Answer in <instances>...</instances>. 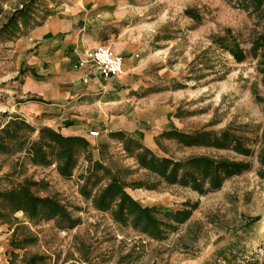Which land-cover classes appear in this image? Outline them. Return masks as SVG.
<instances>
[{"label":"rangeland","instance_id":"obj_1","mask_svg":"<svg viewBox=\"0 0 264 264\" xmlns=\"http://www.w3.org/2000/svg\"><path fill=\"white\" fill-rule=\"evenodd\" d=\"M76 1L0 0V129L20 117L13 108L14 57L6 44L20 30ZM132 1L134 16L156 31L157 44L144 73L155 90L179 94L170 97L172 109L165 116L172 124L165 128L163 116H154L137 142L173 161L204 156L248 168L225 177L217 189H207L204 181L207 190L199 193L140 168L134 155L97 130L95 150L79 153L69 177H61L55 163L33 165L23 153L0 152V192L25 185L34 196L55 198L76 220L69 228L59 219H29L0 197V234H6L7 244L0 242V264H264V0ZM25 121L35 128L32 139L40 127H49L38 118ZM170 130L218 139L226 133L228 139L217 147L206 136L208 141L187 146L167 135ZM112 179L142 205L195 208L178 224L158 216L174 227L155 240L115 222L109 211L94 209L85 197Z\"/></svg>","mask_w":264,"mask_h":264},{"label":"crops","instance_id":"obj_2","mask_svg":"<svg viewBox=\"0 0 264 264\" xmlns=\"http://www.w3.org/2000/svg\"><path fill=\"white\" fill-rule=\"evenodd\" d=\"M134 8L132 0H78L20 30L6 44L16 69L11 78L18 80L14 111L62 135L84 137L91 150L92 130L122 147L127 138L143 140L154 116H163L161 126L171 125L165 117L172 109L169 100L179 94L155 90L144 73L157 44L156 31L138 21ZM101 46L121 57V72L98 73L88 55ZM3 240L6 246L5 233L0 234Z\"/></svg>","mask_w":264,"mask_h":264},{"label":"trees","instance_id":"obj_3","mask_svg":"<svg viewBox=\"0 0 264 264\" xmlns=\"http://www.w3.org/2000/svg\"><path fill=\"white\" fill-rule=\"evenodd\" d=\"M13 20V17L10 21ZM260 44H254L258 47ZM20 131L28 132L20 133ZM35 128L20 117H14L0 129V152L23 153L33 165L56 164V171L61 177L71 176L80 152L88 149L89 142L81 136H65L49 128L40 127L35 139L30 134ZM167 135L177 137L185 145L201 144L208 141L206 136L213 137L212 145L220 147L219 140H227V134L223 133L221 138L212 134H198L189 136L177 130L166 132ZM110 137L122 139L121 133H110ZM8 141H5V137ZM209 138V137H208ZM207 143V142H206ZM123 150L134 155L140 168L159 175L166 183L190 185L193 190L203 193L207 189L220 187L225 177L238 174L248 168L247 164L231 161H215L208 157H192L185 162L173 161L169 158L156 156L150 149L141 145L135 139L127 138L123 144ZM240 153L247 154L248 150H240ZM264 165V158L260 159ZM196 171L200 177L195 175ZM208 182V188L204 189L202 183ZM90 198L92 206L98 211H109L112 219L122 225L130 224L133 229L155 240L165 237L166 230L174 227L163 219H171L175 224L186 221L195 206L188 209L175 210L172 208L157 205H142L135 200L126 190L123 183L112 179L98 193L91 196L89 192L84 194ZM0 197L8 200L13 211H22L29 219H59L60 222H68L69 228L76 224V220L69 217L63 205L52 197L34 196L25 185L18 189L0 192ZM258 217L251 218L256 221Z\"/></svg>","mask_w":264,"mask_h":264},{"label":"built area","instance_id":"obj_4","mask_svg":"<svg viewBox=\"0 0 264 264\" xmlns=\"http://www.w3.org/2000/svg\"><path fill=\"white\" fill-rule=\"evenodd\" d=\"M89 60L93 63L99 74L104 76L114 75L122 70V59L115 55L107 46H101L94 49L89 55ZM90 136H97V131H90Z\"/></svg>","mask_w":264,"mask_h":264}]
</instances>
